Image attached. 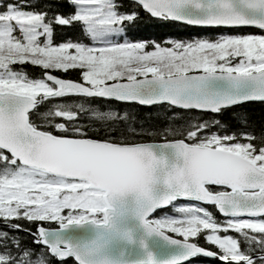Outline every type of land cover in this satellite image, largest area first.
Masks as SVG:
<instances>
[{
    "label": "snow or ice",
    "instance_id": "snow-or-ice-1",
    "mask_svg": "<svg viewBox=\"0 0 264 264\" xmlns=\"http://www.w3.org/2000/svg\"><path fill=\"white\" fill-rule=\"evenodd\" d=\"M0 264H264V0H0Z\"/></svg>",
    "mask_w": 264,
    "mask_h": 264
},
{
    "label": "trees",
    "instance_id": "trees-1",
    "mask_svg": "<svg viewBox=\"0 0 264 264\" xmlns=\"http://www.w3.org/2000/svg\"><path fill=\"white\" fill-rule=\"evenodd\" d=\"M184 31H186L189 35H195L194 30H184ZM142 35H148V33H143ZM28 71L31 75L36 74L35 71L31 68H29ZM71 76L73 78H75L76 74L71 73ZM128 110L130 111V113L135 115L136 124L140 125L143 122L144 127H146V128L149 127V125L154 122L152 119H149V116L151 115L152 117H155V115L157 114V110L154 108H149V107L135 105V104L129 105ZM259 112H260V109H259V107H257V109H256V115L257 116H259ZM159 139H160L159 137L144 135V136L140 137V139L138 141H150V140H159Z\"/></svg>",
    "mask_w": 264,
    "mask_h": 264
},
{
    "label": "water",
    "instance_id": "water-1",
    "mask_svg": "<svg viewBox=\"0 0 264 264\" xmlns=\"http://www.w3.org/2000/svg\"><path fill=\"white\" fill-rule=\"evenodd\" d=\"M139 142H155V141H139ZM159 142V141H158ZM137 235H140L139 231L137 230ZM145 244H146V248L147 250H150L155 258L157 260H161L163 258H165V254L167 249L165 248L164 245L161 244V242L159 241L158 238H156L155 236H149L145 238ZM126 249H130L131 250V257L132 259H141L143 258V251L141 249H139L135 244L133 245H127L125 246Z\"/></svg>",
    "mask_w": 264,
    "mask_h": 264
}]
</instances>
